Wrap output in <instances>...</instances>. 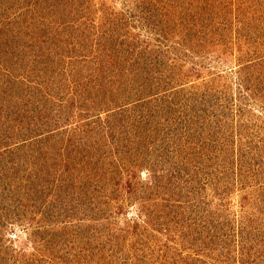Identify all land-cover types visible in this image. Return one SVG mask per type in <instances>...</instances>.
I'll use <instances>...</instances> for the list:
<instances>
[{
    "label": "rangeland",
    "instance_id": "374dc122",
    "mask_svg": "<svg viewBox=\"0 0 264 264\" xmlns=\"http://www.w3.org/2000/svg\"><path fill=\"white\" fill-rule=\"evenodd\" d=\"M64 1L68 8H72L69 10L84 13L65 19L70 24L77 23V29L70 30L64 48L58 44V52L70 48L69 54L86 57L89 55V47L98 48L95 66L101 74L106 70L110 72L114 65L120 68L122 55V66H126V69L119 70L118 77H110V106L106 108H124V119L130 116L132 123L139 122L135 116L138 113L144 116V125L148 121L150 129L157 125L166 130L160 135L141 133L143 140H178L182 135V127L190 125L187 119L193 117L195 123L202 121L203 125H207L202 135L209 144L208 152L218 157V162L206 157L207 163L198 159H175L177 154L173 157L167 152H171L175 144L163 146L152 145L151 142L149 145L147 141V144L143 143L140 147L138 142L129 140L126 144V157L130 172L117 174L110 181L105 179L97 182V188H94L88 184L94 180L93 175L97 169L101 170L105 164L110 165L113 160L122 165L121 153L114 148H103L102 155L98 153L96 145L93 153L97 162L90 168L88 160L83 165L84 171L92 175L86 180L84 175H80L82 168L77 165L73 175L75 183L80 187L73 190L74 200H65L70 207L64 213L52 209L51 202H63L55 200L53 194L49 195L48 185L44 181L41 183V194L33 191L40 182H36L32 188L28 178L26 185L27 167L32 166L31 170L36 171L40 169L47 155L44 150H35L33 145L38 137L47 134L46 127L54 124V118L58 119L61 127L74 126L82 121L83 116L76 111L75 106L81 99L74 95L70 100L71 106L63 105L70 106L68 108L71 110L58 113L52 105L59 99L66 103L68 97L67 94L62 101L63 98L59 96V88L64 87L60 78L56 77L54 81H59L58 85L51 83L54 88L44 95V87H39L42 83L37 82L34 76L38 70L31 66L14 65L28 61L26 57L31 56L29 46L32 50L38 42L40 47L37 45L36 51L49 50L52 57L57 56L54 55L55 47H50L53 44L51 37H48L51 44H47L38 40L39 37L34 38L30 34L26 36L28 31L24 23L18 20L17 30L25 33L19 44H15V34H11V65L17 68V84L20 81L31 83L35 94L25 104L20 94L15 95V88H11L6 95H1L0 90V113H5L1 108H8L9 118L16 114L17 120L22 118L23 125L18 124L15 128V117H12L14 120L3 118L0 121V131H5L8 123L12 125L9 134L0 133V144L4 146L3 142H6L11 150H15V154L6 153L8 163L3 168L0 166V264H63L65 260L60 255H54L53 251L50 252L48 246L41 243L35 234H62L78 225L82 228L76 227V230L87 239L90 234L94 236L95 232H101L100 241L95 240L90 244L95 249L115 232L126 234L125 230L130 226V234L134 237L143 235L136 244L138 247L144 244L139 247L141 251L138 254L141 257L138 264H147L141 259L157 264L158 253L163 254L171 249L173 252L168 255L171 258L169 264H175L176 260L172 256L178 252L199 253L200 260H205L206 264L210 259H213L212 264H236V261L239 264H264V163H260L264 161V32L260 36L263 40L259 35L258 39L256 35L251 37V34H256L255 27L264 28V0H222L219 7L210 6L204 0L203 4L197 3L200 0ZM11 8L5 10V14H15ZM53 11L54 19L57 20L54 26L58 25L60 31L63 25L60 24L62 20L58 13L63 10ZM38 15L33 13L34 24L29 21L34 28L37 27ZM81 15H85V18ZM202 18H207V21ZM188 30L196 32L197 37L189 35ZM84 34H89L91 41L87 48L80 50L79 47L84 44L80 36ZM108 40L110 43L105 46L104 42ZM100 49L108 53L100 55ZM106 62L109 64L105 65ZM68 64L64 61L61 70L69 73L70 68H66ZM5 79L1 77L0 87L2 84L4 86ZM198 92L205 94L204 100L200 101ZM184 94H191L194 99L188 107L184 106ZM224 95L230 99V103L223 101ZM245 95L249 98L244 99ZM216 98H219L220 104ZM240 100L246 102L241 104ZM2 103H5L3 107ZM228 108L231 113L227 112ZM42 114H46L47 122L43 118L45 123L40 122L41 125L36 126ZM117 116L114 120L122 118V114ZM117 129L119 127L115 126V130L102 135L103 138L109 136L102 139V142L107 143L106 139H110L111 133L119 137L122 131ZM183 133L187 134L185 139L192 138L189 133ZM25 140L27 143H22ZM255 142L257 147H254ZM15 144L18 146L15 147ZM45 144L52 146L53 142ZM132 145L134 150L130 148ZM7 152L11 151L8 149ZM4 153L0 151V157H4ZM231 153L233 158L243 153L251 157L245 165L239 161L237 165H224L222 161ZM34 154L36 157L33 158ZM138 156L144 159V163L132 161ZM219 158L223 160L219 162ZM209 171L217 174L210 175ZM15 190L19 196L15 195ZM191 190L195 194H191ZM32 199L37 203L30 202ZM89 204L94 206L93 209ZM169 211L180 219L175 225L169 226L163 222ZM207 212H217L221 216L222 224L227 225L221 232L228 234L230 246L212 245L209 242L207 221L201 222L208 219ZM38 226L41 232L36 231ZM104 230H109L108 235ZM241 230H245V243L236 237ZM71 244L69 242L65 248L69 252L80 251L81 255L75 261L79 259L81 264H91L89 261L95 264L94 257L102 254L95 253V249L93 252L87 251V254L84 248L88 245L71 250ZM123 248L124 252L133 254L130 251L131 240ZM105 252L110 255L119 254L109 247ZM2 255H15V259ZM200 260L198 263H201Z\"/></svg>",
    "mask_w": 264,
    "mask_h": 264
},
{
    "label": "trees",
    "instance_id": "16d2710c",
    "mask_svg": "<svg viewBox=\"0 0 264 264\" xmlns=\"http://www.w3.org/2000/svg\"><path fill=\"white\" fill-rule=\"evenodd\" d=\"M199 1V0H197ZM206 3H209L210 6H220L222 0H204ZM9 2H12L13 4L10 5L8 4ZM197 3L203 4V0H200ZM11 6L13 7V10H15V14H9V12H6L5 10H12ZM217 7V8H218ZM67 8V9H66ZM72 9L71 7L68 8L66 1L64 0H0V79L1 77H6L4 81V86L3 84L0 87V90H2L1 95H6L8 94L7 92L11 88H15V95L20 94V97H22L21 101L27 104L30 102L29 100L32 99V95L35 94V90L33 89V85L28 84V83H22V81L17 84L19 81L17 79L18 74H15V69L13 66L19 67L20 65L24 66H31L34 67L38 70L36 71V81L42 83V86H39L42 89V93L47 95V93L51 92V89L54 88V86H51L50 84L54 83L56 86L58 85L59 81H54L56 77H59L60 80L64 83V87L59 88L61 91V94L59 95L61 98L66 96L68 94L66 103H62L60 99L57 102H54L52 105L54 110L58 113H62L64 111H69L71 110L70 107V100L71 97L77 96L81 100L76 103V111L79 112V114H82L83 119L82 121L77 123V125L74 126H65L61 127L58 125V119L54 118V126L50 124L49 126L46 127L47 134L44 137H38L35 142L34 147H36L35 150L43 151L44 154L47 156H44V160L42 161V165L40 166V169L38 171L36 170H31L32 166L29 168L27 167V174L25 176V182L26 185L28 182V178L30 179L29 184L33 188L36 182H40V185L36 184V188L33 190L35 192H39L38 194H41V183L42 181L46 182L48 185L49 189V195L53 194V198L57 201H62L63 203L58 204L51 202L52 209H58L59 213H64L66 209L70 207V204L65 203V200L72 201L74 200V189L75 187L79 189L80 186L75 183V178L73 175V170L76 168V166H80L82 168L80 175H84L86 177V180L88 176L92 175V173L88 172L87 170L84 171V164L85 161L88 163V168L94 166V162L96 163V158L94 156V151L95 147L97 145V150L98 153H101L103 155V148H111L115 149L119 154L121 153V161L122 165L119 164V162H115L113 160L110 165H103L101 166V170L97 169L96 173L93 175L94 180L89 183L88 185H93L95 186L94 188H97V182H101L102 180L107 179V181L112 180L113 178L115 179L117 174L124 175L125 172L129 173L130 169L128 166V158L126 157L128 153V147L126 146L127 142L132 141L134 143L138 142L139 146L141 147L143 143H146L148 141L149 145H158L161 144L163 146H166L169 144L170 146L172 144H175L176 146L171 150V152L167 151L170 155L173 157L177 154L175 159H198L199 161L203 163H207L208 160L206 158H209L213 162H218V157L214 156V154L208 152L209 151V144L205 141V138L203 137L204 133V127L207 125H203L202 121H199L198 123H195L196 119L193 120V117L190 119H187L189 122V127H182V135L180 139L178 140H173V141H168V139H162V138H157L155 140H143L142 139V134L143 135H160L166 130L160 129L156 125V127H150L148 126V121H146L145 125V118L142 115H138V113H135L136 118L138 117L139 122L134 121L133 123L129 119L130 116H126L124 119V108L123 109H108L106 108L107 105L110 106V86H109V79L118 77L120 75V71H125L126 66L123 65V59L121 55V59L119 62V67L114 65V69H111L110 72L109 70H106L105 73L102 72L99 73V70L95 66L97 57L99 53H97V50H99L96 47H89L90 51H88V59L84 55H76L73 56L72 54L68 53V49L58 52L57 51V46L58 44L62 45L63 48L65 45H67V40L69 37L70 30H76L77 29V23H68L65 19L69 16L72 15H78V14H83L84 12L79 11V10H69ZM53 10H63L62 12L58 13L59 18H61L60 24L63 26L60 28L54 26L55 23H57V20L54 19V11ZM65 10H68L65 12ZM36 12L37 14H40L36 17L38 20L37 22V27L34 28L33 24L35 23L33 13ZM83 18H85V15H81ZM54 19V20H53ZM207 21V18H202ZM18 20H21L24 23L25 29L28 31L27 34L33 35L34 38H43L42 40L37 38L43 43L51 44L48 40V37H51L53 41H51L53 44H51L50 47L54 46L55 47V53L57 56L52 57L53 54L50 53L49 50H37V45L40 47V42L35 43L34 48L31 50V46H29V49L31 51V56L28 55L26 59L28 61H24V59L20 64H15L11 65L13 63L12 61V48H11V34H15V44L20 43L21 40H23L24 33L22 30H17L16 28V23ZM33 22V24L31 22ZM77 21V20H75ZM66 24H68L66 26ZM34 28V29H33ZM189 35L194 34L197 37L196 32H192V30H188ZM248 33V29L246 30ZM16 32V33H15ZM213 32V31H212ZM210 32V33H212ZM255 32L256 34H251V37H254L253 35H256V39H258L262 35V32H264V28L261 26L255 27ZM207 33V32H206ZM264 35V34H263ZM89 34H84L80 36L82 44L79 48L80 50H83L81 48H87L90 43ZM188 36V35H187ZM213 37H216L215 34H213ZM261 39V38H260ZM191 40V39H190ZM263 40V39H261ZM56 42V43H55ZM105 46H108L110 41L104 42ZM123 47V46H122ZM123 49V48H121ZM103 53H108L107 50L103 51L100 49V55ZM64 61L69 63L66 65V68L69 69V73L65 71H62L61 68L63 67ZM115 61H119L118 59H115ZM109 62H106L105 65H108ZM56 65L59 67L57 68ZM116 69V70H115ZM35 72V70H34ZM44 74H46V77H44ZM105 75V76H103ZM54 81V82H52ZM38 87V86H37ZM22 88L24 90L22 91ZM68 89V92L65 93V90ZM200 101H202L203 96L205 94H200L198 92ZM223 101L225 103H230V99L227 98L226 95L222 96ZM51 98V97H50ZM245 98H249L247 95L244 96ZM49 99V98H48ZM55 99V98H53ZM184 101V106L187 105V107L190 105V101L194 100L193 96L191 94L186 95L184 94L182 97ZM219 101V98H216ZM204 100V99H203ZM12 101V100H11ZM10 101V102H11ZM53 103V100H51ZM64 101V98L63 100ZM241 104L243 102H246L244 100H240ZM13 102V101H12ZM11 102V105H12ZM1 103V102H0ZM64 104H68L70 106H63ZM78 104L80 106H78ZM220 104V101H219ZM5 103L1 104V107H3ZM62 105V106H60ZM74 106V107H75ZM158 106V105H157ZM158 108V107H157ZM75 109V108H74ZM228 108L227 112H230ZM2 111L0 113V121H2L3 118L6 119H11L12 117H15V128L18 124H21V119H16V114H13L9 118V113H7L8 108L3 107L1 108ZM73 110V109H72ZM121 110V111H120ZM123 110V111H122ZM74 111V110H73ZM136 112H138V108L135 109ZM241 111V110H240ZM203 112H205V107L203 109ZM122 114L121 119H116V116L118 114ZM231 113V112H230ZM228 113V114H230ZM3 114H6L8 116H5ZM120 114V115H121ZM19 115V114H18ZM43 115V114H42ZM119 115V116H120ZM227 115V114H226ZM117 116V117H119ZM12 118V119H13ZM43 118H45V122H47V117L46 114H44L40 119L39 123L36 122V126H40L41 123H45ZM168 118V117H167ZM226 118V117H225ZM63 119V118H62ZM205 119V118H204ZM14 120V119H13ZM183 121V120H182ZM41 122V123H40ZM17 123V124H16ZM7 124V123H4ZM118 124V126H117ZM135 124H137L135 126ZM188 124V123H187ZM205 124V123H204ZM8 126L6 127L5 131H0V133L4 132L8 133L12 125L10 123L7 124ZM46 125V124H45ZM23 126V125H22ZM115 126L119 127L117 130H121V137L117 136H112L115 135L114 133H111L110 139H108V135H105L107 137V143L102 142V139H105L102 137V135L106 134L107 132H111L112 130H115ZM45 127V126H44ZM150 130H148V128ZM73 128V129H71ZM183 128H185L183 130ZM189 128V129H188ZM115 132V131H114ZM189 133L192 138L187 137V139L184 138L186 136V133ZM142 133V134H141ZM9 134V133H8ZM31 135V134H30ZM100 136V137H98ZM133 136V137H131ZM141 136V137H140ZM30 137V136H29ZM179 137V136H178ZM5 138H7L5 136ZM101 138V140H100ZM133 138V139H132ZM31 139V137H30ZM135 140V141H134ZM9 141V140H6ZM145 141V142H144ZM32 142V141H31ZM48 142H53L52 146H48L45 143ZM152 142V143H151ZM5 145L0 144V151L5 152L4 157H0V166L1 168L5 167L7 162L6 153L15 154V150H11L10 147H8L6 142H3ZM24 144L27 143L25 140L22 142ZM147 144V143H146ZM249 145L251 143H248ZM256 145V146H255ZM254 147H257V142H255ZM18 146V144H15V147ZM156 147V146H155ZM14 148V146H13ZM132 150H134V145L130 146ZM157 148V147H156ZM8 149L11 152H7ZM38 153V152H37ZM40 155V154H39ZM213 155V156H211ZM219 155V154H218ZM36 157L35 154L33 155V158ZM206 157V158H205ZM250 154L248 153H243L240 154L239 157H234L233 158V153L228 154L227 158L222 161L223 159L219 158V162L222 161L224 165L232 164L235 163L237 165V162L239 161L242 164H247L249 162ZM205 160H207L205 162ZM117 161V160H116ZM134 163H144V159L140 156L133 158ZM186 161V160H183ZM83 162V163H82ZM261 165L264 163V161H260ZM133 169V168H132ZM31 170V172H29ZM213 170V169H212ZM91 171V170H90ZM214 172H217V170H213ZM212 171H209L210 175L217 174ZM99 175H98V174ZM30 175V176H29ZM156 176V173L154 171L153 177ZM45 185V184H43ZM5 187V185H3ZM87 187V185H86ZM85 187V188H86ZM84 189V188H83ZM5 191V190H3ZM8 191V190H7ZM32 191V190H31ZM190 193V192H189ZM195 194L194 190H191V194ZM11 194V193H10ZM15 195L19 196V193L17 190H15ZM96 198V197H95ZM33 200V199H32ZM30 201L33 204H36V201ZM66 201V202H67ZM91 205V204H89ZM93 209V205H91ZM93 211V210H90ZM208 213V219H203L201 222L204 220L207 221V228L209 232V242L212 245H221L223 247H228L231 245V242H229V237L228 234L224 235L221 230L223 228H226L222 224L221 216L217 212H207ZM167 214H169L166 218L163 219V222H167L169 226L175 225L178 221H180L179 218L176 217L172 213V211H169ZM64 215V214H63ZM244 222V221H243ZM77 228H82L80 225L74 226L73 229L67 230L62 234L56 233V232H51L48 235L40 231V226H38L36 231H40V234H35L37 236V239L44 245L48 246L49 251H53L54 255H60L65 261H63V264H81L78 261H75L77 258L80 257V251L78 252H69L70 250L66 249L65 247L71 242L72 247L71 250L74 248L82 247L84 245H88L85 250L89 252H93L95 248H93L92 242L100 241V231L95 232V235L93 236L92 234L87 235L89 236V239L86 238V236L80 235L79 231L76 230ZM128 229L126 234H119L115 232L116 234H113L110 236V239L104 240L103 242L101 241L98 245V249H95V253L102 252L100 257L96 256L94 257L95 264H138L137 262L140 261L139 252L141 251L139 247L143 246L144 244L142 243L139 247L136 245L138 243V239H142L143 235L140 234L139 236L134 237V235L130 234V226H127ZM98 229V228H97ZM76 230V231H75ZM205 230V229H204ZM105 231V230H104ZM67 233V234H66ZM106 235H108L109 230L105 231ZM239 235L237 234L236 237L241 243H245L246 238H245V230H241L238 232ZM66 234V236H64ZM75 235V237H74ZM151 237V235H148ZM153 239V238H152ZM128 240H131V249L130 251L132 253L124 252L123 251V246L125 243H127ZM159 240V239H158ZM154 241V239H153ZM231 241V240H230ZM81 243V244H80ZM83 244V245H82ZM113 248L115 250V253L119 254H107L106 248ZM138 247V248H137ZM83 248V247H82ZM50 251V252H51ZM105 252V253H104ZM173 250L171 249L170 251H167L163 254L158 253V260L157 264H169V261L171 258L168 256ZM51 253V254H53ZM88 254V253H87ZM242 254L244 255L243 249H242ZM53 255V256H54ZM3 257H10L11 260L15 259V255H2ZM196 256V258H195ZM175 264H206L205 260L202 261L201 256L199 253L197 254H190L187 252V254H183L181 252L175 253L174 256ZM115 258V260H114ZM242 259V257L240 258ZM147 264H154V263H148V261L141 259ZM200 260L201 263H198ZM213 259H210V262L207 264H212ZM236 261V260H235ZM91 264L92 262L89 261ZM88 262V263H89ZM60 264V263H57ZM224 264H231V263H224ZM235 264V263H234ZM236 264H239L238 261H236Z\"/></svg>",
    "mask_w": 264,
    "mask_h": 264
}]
</instances>
